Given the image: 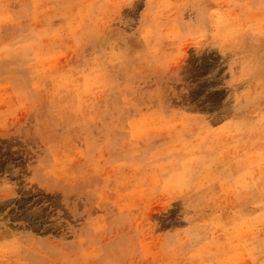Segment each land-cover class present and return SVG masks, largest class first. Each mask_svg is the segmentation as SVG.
I'll return each instance as SVG.
<instances>
[{
	"label": "rangeland",
	"instance_id": "374dc122",
	"mask_svg": "<svg viewBox=\"0 0 264 264\" xmlns=\"http://www.w3.org/2000/svg\"><path fill=\"white\" fill-rule=\"evenodd\" d=\"M0 264H264V0H0Z\"/></svg>",
	"mask_w": 264,
	"mask_h": 264
}]
</instances>
